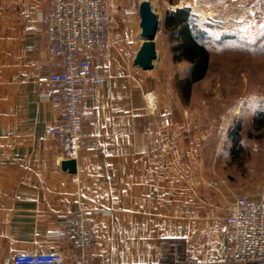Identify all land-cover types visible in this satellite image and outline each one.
I'll return each mask as SVG.
<instances>
[{
    "label": "crops",
    "instance_id": "obj_1",
    "mask_svg": "<svg viewBox=\"0 0 264 264\" xmlns=\"http://www.w3.org/2000/svg\"><path fill=\"white\" fill-rule=\"evenodd\" d=\"M133 1L107 0L113 77L83 99V109L97 114L84 120L83 136L97 149L80 148L69 173L48 134L61 115L34 82L43 72L35 67L46 53L41 14L48 0H0V264L53 251L63 264H185L186 258L230 264L232 241L224 238L230 205L260 191L247 173L230 169V156L207 153L199 110L192 118L185 108L150 113L144 92L151 80L123 57L133 59L141 43L138 24L121 12ZM263 18L246 27L241 43V115L258 130H264ZM77 204L105 212L89 219L93 241L81 261L55 239Z\"/></svg>",
    "mask_w": 264,
    "mask_h": 264
},
{
    "label": "built area",
    "instance_id": "obj_2",
    "mask_svg": "<svg viewBox=\"0 0 264 264\" xmlns=\"http://www.w3.org/2000/svg\"><path fill=\"white\" fill-rule=\"evenodd\" d=\"M198 2V7L209 8L213 14L231 9L232 17L237 20L246 15L244 8L231 4L221 5L216 0ZM111 15L107 0H48L41 14L46 53L44 61L36 64V70L43 72L34 82L53 110L61 115V123L49 128L48 134L60 145L62 160H76L80 148L97 149L95 143L83 136L84 120L97 118L95 112L83 109V99L95 95L100 86H109L113 77L109 63V50L113 46L109 36ZM123 57L130 65L131 54L124 53ZM146 102L154 114L157 109L154 97L147 95ZM170 123L168 118L163 119L165 126ZM154 140L161 141L158 130L154 131ZM103 214L101 208L77 204L55 239L76 252L81 261L93 241L89 219ZM226 223L229 228L224 238L232 241L230 264H264V188L255 197L238 196L230 205ZM4 264H63V256L55 251L20 253ZM185 264L194 262L186 258Z\"/></svg>",
    "mask_w": 264,
    "mask_h": 264
},
{
    "label": "rangeland",
    "instance_id": "obj_3",
    "mask_svg": "<svg viewBox=\"0 0 264 264\" xmlns=\"http://www.w3.org/2000/svg\"><path fill=\"white\" fill-rule=\"evenodd\" d=\"M198 1L150 0L159 20V28L154 40L157 54L154 67L150 71H141L144 78L149 77L151 80L144 92V99L146 102L149 94L154 97L155 113L163 109L176 112L185 108L192 118L193 110H199L202 126L205 127L202 134L206 136L202 141L205 140L203 143L207 145V153L230 156L233 166L230 169L242 172L243 176L247 173L250 186L259 192L264 188V130H258L251 122L248 124L242 120L241 43L242 38H246L243 34L246 27H255L260 22L264 4L256 1L240 4L216 0L221 5L244 8L246 15L237 20L229 9L228 12L219 11L216 16L213 14L215 18L209 19L205 17L211 12L209 8L201 7L203 15L195 12L200 3ZM137 4L138 0H134L121 8L123 15L135 25L139 21L134 12ZM175 6L189 10L190 23L202 32L200 43L205 45L209 54L205 75L199 82L190 85L185 82L189 78L190 64L173 51L178 42L176 31L165 25L166 12L177 9ZM255 11L257 15L253 14ZM263 23L264 18L260 24ZM236 128H239L237 133Z\"/></svg>",
    "mask_w": 264,
    "mask_h": 264
},
{
    "label": "trees",
    "instance_id": "obj_4",
    "mask_svg": "<svg viewBox=\"0 0 264 264\" xmlns=\"http://www.w3.org/2000/svg\"><path fill=\"white\" fill-rule=\"evenodd\" d=\"M191 15L187 8H177L166 12L165 25L176 31L178 42L173 51L180 59L190 64L189 78L186 84L200 80L207 71L209 54L204 44L200 43L202 32L190 23ZM236 133L239 128H236ZM235 133V134H236Z\"/></svg>",
    "mask_w": 264,
    "mask_h": 264
},
{
    "label": "water",
    "instance_id": "obj_5",
    "mask_svg": "<svg viewBox=\"0 0 264 264\" xmlns=\"http://www.w3.org/2000/svg\"><path fill=\"white\" fill-rule=\"evenodd\" d=\"M137 15L141 43L133 56L132 64L143 71L151 70L157 58L154 40L159 28V20L150 0H138ZM61 166L67 172L74 173L76 160H63Z\"/></svg>",
    "mask_w": 264,
    "mask_h": 264
},
{
    "label": "bare ground",
    "instance_id": "obj_6",
    "mask_svg": "<svg viewBox=\"0 0 264 264\" xmlns=\"http://www.w3.org/2000/svg\"><path fill=\"white\" fill-rule=\"evenodd\" d=\"M195 12H196V13L198 12L200 15H203L202 13H203L204 11H203V9H201V7L199 6V7H196ZM214 15H215V14H214ZM205 17H207V18H209V19H212L214 16H213V13L209 12L208 14H206Z\"/></svg>",
    "mask_w": 264,
    "mask_h": 264
}]
</instances>
